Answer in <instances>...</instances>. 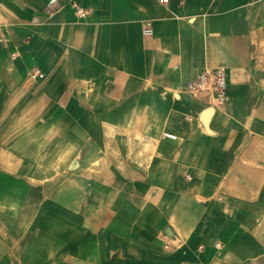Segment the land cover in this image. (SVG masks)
Instances as JSON below:
<instances>
[{"label":"crops","instance_id":"crops-1","mask_svg":"<svg viewBox=\"0 0 264 264\" xmlns=\"http://www.w3.org/2000/svg\"><path fill=\"white\" fill-rule=\"evenodd\" d=\"M0 264H264V0H0Z\"/></svg>","mask_w":264,"mask_h":264},{"label":"built area","instance_id":"built-area-1","mask_svg":"<svg viewBox=\"0 0 264 264\" xmlns=\"http://www.w3.org/2000/svg\"><path fill=\"white\" fill-rule=\"evenodd\" d=\"M160 1L167 2V0ZM87 13L85 8L76 7V14L79 18H84ZM31 74L33 77H43L38 69H34ZM185 89L197 97L207 96L218 107L225 106L228 101L227 78L223 68L200 72L194 80L186 83ZM184 119L188 120L189 116H184ZM165 136L175 139V136L170 134H165Z\"/></svg>","mask_w":264,"mask_h":264},{"label":"rangeland","instance_id":"rangeland-1","mask_svg":"<svg viewBox=\"0 0 264 264\" xmlns=\"http://www.w3.org/2000/svg\"><path fill=\"white\" fill-rule=\"evenodd\" d=\"M1 164H4L7 169L13 168L16 165L17 168H21V169L23 168L25 172H29L32 169H36L39 165H41V163H37V162H5ZM57 164H60V163H54L55 169H56Z\"/></svg>","mask_w":264,"mask_h":264},{"label":"bare ground","instance_id":"bare-ground-1","mask_svg":"<svg viewBox=\"0 0 264 264\" xmlns=\"http://www.w3.org/2000/svg\"><path fill=\"white\" fill-rule=\"evenodd\" d=\"M171 135V134H170ZM174 136V135H173ZM175 139H176V136H175Z\"/></svg>","mask_w":264,"mask_h":264}]
</instances>
